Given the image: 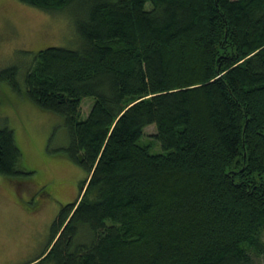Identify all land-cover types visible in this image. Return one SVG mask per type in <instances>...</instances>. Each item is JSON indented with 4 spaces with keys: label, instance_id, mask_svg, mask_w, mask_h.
Segmentation results:
<instances>
[{
    "label": "trees",
    "instance_id": "1",
    "mask_svg": "<svg viewBox=\"0 0 264 264\" xmlns=\"http://www.w3.org/2000/svg\"><path fill=\"white\" fill-rule=\"evenodd\" d=\"M22 1L81 42L0 70L86 171L34 264H264V0ZM22 158L6 123L0 174L19 183Z\"/></svg>",
    "mask_w": 264,
    "mask_h": 264
},
{
    "label": "rangeland",
    "instance_id": "2",
    "mask_svg": "<svg viewBox=\"0 0 264 264\" xmlns=\"http://www.w3.org/2000/svg\"><path fill=\"white\" fill-rule=\"evenodd\" d=\"M80 43L74 16L71 24L66 13L0 0V70L27 59L22 50L77 48ZM0 101V127L8 123L14 129L21 167L29 172L19 176V183L0 174V264H34L48 245L52 221L62 204L76 199L86 171L65 153L69 132L61 115L42 110L25 90L20 93L4 81ZM92 101L94 97L84 99L83 115ZM156 133V126L148 125L142 140L160 151Z\"/></svg>",
    "mask_w": 264,
    "mask_h": 264
}]
</instances>
